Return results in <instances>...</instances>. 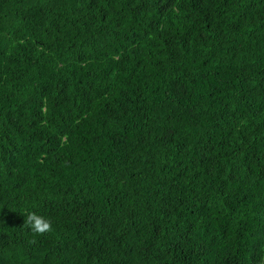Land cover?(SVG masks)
<instances>
[{"label":"trees","instance_id":"16d2710c","mask_svg":"<svg viewBox=\"0 0 264 264\" xmlns=\"http://www.w3.org/2000/svg\"><path fill=\"white\" fill-rule=\"evenodd\" d=\"M0 264H264V0H0Z\"/></svg>","mask_w":264,"mask_h":264},{"label":"clouds","instance_id":"9594fccd","mask_svg":"<svg viewBox=\"0 0 264 264\" xmlns=\"http://www.w3.org/2000/svg\"><path fill=\"white\" fill-rule=\"evenodd\" d=\"M22 229L30 230L36 235H44L52 231V223L44 216L29 212L24 216Z\"/></svg>","mask_w":264,"mask_h":264}]
</instances>
